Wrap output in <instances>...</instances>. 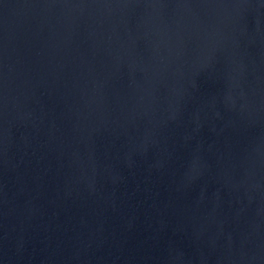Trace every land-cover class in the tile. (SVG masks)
<instances>
[{
    "label": "water",
    "instance_id": "1",
    "mask_svg": "<svg viewBox=\"0 0 264 264\" xmlns=\"http://www.w3.org/2000/svg\"><path fill=\"white\" fill-rule=\"evenodd\" d=\"M0 264H264V0H0Z\"/></svg>",
    "mask_w": 264,
    "mask_h": 264
}]
</instances>
